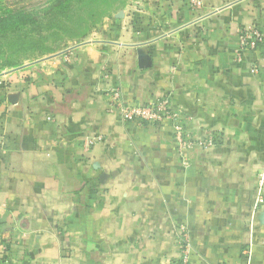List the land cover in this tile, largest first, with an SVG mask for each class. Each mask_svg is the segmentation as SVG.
<instances>
[{"label":"crops","instance_id":"obj_1","mask_svg":"<svg viewBox=\"0 0 264 264\" xmlns=\"http://www.w3.org/2000/svg\"><path fill=\"white\" fill-rule=\"evenodd\" d=\"M251 27L264 0H145L0 76V264H179L180 226L190 264H264V43L236 58ZM116 86L132 105L169 97L217 145L180 156L169 121L111 112Z\"/></svg>","mask_w":264,"mask_h":264},{"label":"rangeland","instance_id":"obj_2","mask_svg":"<svg viewBox=\"0 0 264 264\" xmlns=\"http://www.w3.org/2000/svg\"><path fill=\"white\" fill-rule=\"evenodd\" d=\"M145 0H0V76L98 39Z\"/></svg>","mask_w":264,"mask_h":264},{"label":"built area","instance_id":"obj_3","mask_svg":"<svg viewBox=\"0 0 264 264\" xmlns=\"http://www.w3.org/2000/svg\"><path fill=\"white\" fill-rule=\"evenodd\" d=\"M264 43L263 33L256 27H251L240 31L239 33V48L236 51L237 60L242 59L243 54L248 51L255 50L258 46ZM110 100V108L112 111H119L121 120L125 123H134L139 126H150L169 121L172 127L173 139L176 152L185 157L188 151L195 147L207 150L214 148L217 145L216 134L207 132L204 139L196 140L186 130L180 115L172 108L169 97L164 96L161 99L143 105H132L128 103L122 96V90L119 86L111 88L107 92ZM50 120L53 119L48 117ZM102 142V137H89L85 140V147H95ZM186 161V159H185ZM264 206V172L259 178L255 210ZM179 244L181 254L179 264H190V258L193 253V248L190 236L185 226L179 228ZM248 259L252 256L251 248H247L244 252Z\"/></svg>","mask_w":264,"mask_h":264},{"label":"trees","instance_id":"obj_4","mask_svg":"<svg viewBox=\"0 0 264 264\" xmlns=\"http://www.w3.org/2000/svg\"><path fill=\"white\" fill-rule=\"evenodd\" d=\"M2 256V260H6L7 256L5 254L1 255Z\"/></svg>","mask_w":264,"mask_h":264}]
</instances>
